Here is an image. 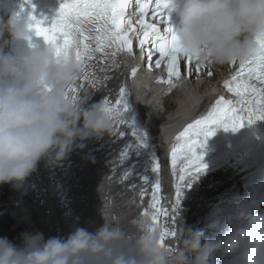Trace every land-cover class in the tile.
<instances>
[{
    "label": "clouds",
    "instance_id": "1",
    "mask_svg": "<svg viewBox=\"0 0 264 264\" xmlns=\"http://www.w3.org/2000/svg\"><path fill=\"white\" fill-rule=\"evenodd\" d=\"M176 43L193 62L239 66L256 57L264 40V0H166ZM32 22L0 16V185L22 188L45 158L59 164L86 142L113 136L123 117L104 99L80 88L81 62L74 51L37 43ZM173 33H168L171 35ZM236 205L231 227L219 238L184 226L172 244L151 214L126 229L102 223L77 227L66 237L23 232L20 243L0 237V264H264V211ZM7 218L8 215H7Z\"/></svg>",
    "mask_w": 264,
    "mask_h": 264
},
{
    "label": "snow or ice",
    "instance_id": "2",
    "mask_svg": "<svg viewBox=\"0 0 264 264\" xmlns=\"http://www.w3.org/2000/svg\"><path fill=\"white\" fill-rule=\"evenodd\" d=\"M33 11L31 0H25ZM145 17H149L151 22ZM47 18L31 15V27L37 37L53 45L57 53L74 51L81 62L82 78L80 88L92 94L98 84L107 81L108 73L120 65L116 57L126 51L133 54V40L140 49V57L146 60L149 70L153 65L160 69L164 65L166 75L160 82L169 89L183 85L181 63L185 62L188 77L199 73L202 67L211 66L186 59L176 43L171 26V17L166 11V0H63L56 16L51 22ZM168 33H173L168 35ZM260 51L256 57L239 66L231 65L235 70L223 81V86L233 94V99L224 96L217 98L205 115L189 123L175 138L171 147V172L174 179V201L171 212L164 208L160 201L161 162L157 156L152 159V171L155 180L149 181L140 175L142 184L131 185L133 191L139 187L141 200L151 189L149 207L142 214H151L158 224L160 216H170L173 221L179 213L181 198L186 187H190L198 173L206 169L203 154L198 152L205 146L208 138L215 134L216 127L237 131L245 122L253 124L264 120V40H260ZM136 68L132 69L135 76ZM108 110H115L123 117V123L116 132L118 139L125 140L120 151L119 162L126 163L133 154L148 146L151 134L142 123L137 124L130 117L129 93L126 86L119 89L118 98L113 103L104 98ZM127 128L125 132L123 129ZM115 171V169H113ZM135 171V166L126 168L120 178L127 182ZM164 227L163 238L175 236Z\"/></svg>",
    "mask_w": 264,
    "mask_h": 264
},
{
    "label": "bare ground",
    "instance_id": "3",
    "mask_svg": "<svg viewBox=\"0 0 264 264\" xmlns=\"http://www.w3.org/2000/svg\"><path fill=\"white\" fill-rule=\"evenodd\" d=\"M133 53L137 54L135 51ZM125 56L126 58L130 57V55ZM116 60L120 66L108 73L110 78L107 81L96 86L92 92L94 100L108 98L114 103L118 98L120 87L124 85L127 89L131 86L124 79L123 65L119 55ZM219 67L224 71L229 66ZM133 83L138 84L141 90L136 92L127 89L131 106L128 115L135 118L137 124L142 123L149 130L151 139L148 146L140 149L138 155L133 154L126 163L121 164L118 158L127 137L118 139V134L105 135L100 139L94 138L87 141L86 147L82 151H73L59 164L54 163L50 156L45 157L38 165L37 171L25 183L29 190L28 198L24 193L22 195L25 198V203L16 202L10 198L8 192L14 189L10 184H5V186L11 188H5L4 193L0 192V204L4 202L5 198L7 204L17 210L23 218L29 217L27 222L30 225L29 229L24 227L25 229L2 234L0 237H7L11 241L15 236L17 240L12 243L19 244L20 234L23 232L35 233L39 231L47 239L49 237H66L77 227L94 231L102 223L115 224L126 229L131 228L132 218L149 207L151 195L149 188L148 193L141 200L139 187L133 191L131 185L140 186L142 184L140 175L147 177L151 182L147 166L152 168L153 156L159 158V153L163 151L165 145L171 144V141L169 142L171 132L178 133L190 123L182 118L174 119L177 113L186 112V107L181 104V108L176 109V114L169 118H164L159 113L160 104L156 97L165 92H160L159 87L154 85L150 79ZM161 86L165 91L166 87ZM148 92L150 94L144 97ZM204 93L209 94L210 90H206ZM167 100V95L160 98L163 111L172 108L168 107ZM123 130L128 131L127 128ZM48 160L49 165H46ZM262 161L264 162V159ZM132 165L135 166V171L127 182L122 183L120 178L124 170ZM230 171L233 175L230 176L226 173L227 175H219L211 179H201L197 176L198 174L196 175L190 187H186L183 191L180 210L174 221L170 216L159 217L158 224L176 234L174 237H166L167 242L176 243V236L183 227V220L186 228L202 231L204 234H207L211 227H220L226 224V217L232 211L226 207L230 206L231 201H233V207L237 202L238 205L242 204L244 198L241 194H244L245 189L252 184L250 175L247 176L245 171L234 170L233 167L230 168ZM238 172L241 173L236 176ZM229 177L232 178L231 181H229L231 179ZM173 185L172 172L168 165L162 161L160 193L162 199L160 203L169 212L172 210L174 201ZM263 187L264 183L259 185L260 189ZM27 189L22 187L18 191L25 192ZM16 195L17 193L14 197ZM5 205H0V229L3 230L5 227L11 226L10 218H5L6 221L2 220L7 217L5 214L7 210L2 208ZM8 216H15V213L11 211Z\"/></svg>",
    "mask_w": 264,
    "mask_h": 264
},
{
    "label": "rangeland",
    "instance_id": "4",
    "mask_svg": "<svg viewBox=\"0 0 264 264\" xmlns=\"http://www.w3.org/2000/svg\"><path fill=\"white\" fill-rule=\"evenodd\" d=\"M239 173H241V172L236 173V176H237ZM242 173H243V172H242ZM229 178H231V177H229ZM2 195H3V194H2ZM243 195H244V194H241V196H243ZM3 201H4V202L1 203L0 205H3V204H6V203H7V201H6L5 198L3 199ZM1 207H2V206H1ZM2 208H4V207H2ZM5 214H6V213H5ZM5 218H7V217L2 218V220H3V221H6ZM218 224H219V222H218ZM6 229H7L6 227L4 228V230H3V229H0V232H1V233H5V232H7ZM21 230H22V229H21ZM16 237H17V236H16ZM16 240H17V238H15V236H13L11 242L16 241Z\"/></svg>",
    "mask_w": 264,
    "mask_h": 264
}]
</instances>
